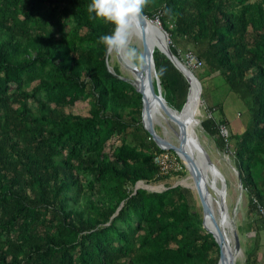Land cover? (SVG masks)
<instances>
[{"label":"trees","instance_id":"1","mask_svg":"<svg viewBox=\"0 0 264 264\" xmlns=\"http://www.w3.org/2000/svg\"><path fill=\"white\" fill-rule=\"evenodd\" d=\"M90 3L0 0V264H217L191 190L134 191L169 178L153 161L164 150L141 125V95L108 71L98 37L113 25L93 18ZM143 15L159 21L183 64L188 53L197 59L192 73L204 66L242 103V133L223 116L202 126L221 148L234 141L248 213L264 230V0H147ZM152 52L178 112L189 79L154 54H164L158 45ZM77 102L87 115L65 111ZM259 257L255 247L244 264Z\"/></svg>","mask_w":264,"mask_h":264},{"label":"rangeland","instance_id":"2","mask_svg":"<svg viewBox=\"0 0 264 264\" xmlns=\"http://www.w3.org/2000/svg\"><path fill=\"white\" fill-rule=\"evenodd\" d=\"M152 21L154 22L155 19ZM168 27H173L170 22H168ZM129 43L135 46L138 50V53L140 54V59L135 64L137 67L142 60L140 39L138 36L130 35ZM154 44L157 45L156 43ZM187 50H190V48ZM154 54H157L159 59L165 57L160 52H155ZM106 55L108 57L107 64L111 72H113L112 67H116L121 77L130 80L133 79L132 73L127 67L129 64L124 62L120 54L116 53L114 50H109V53ZM193 73H195L200 80V83L203 87V94L200 96V104L198 106L196 103L194 104L190 112L191 118H189V122L192 127H195V131L199 136L201 144L206 149L212 163L217 168L218 173L207 168L206 182V187L208 188L211 199V207L215 225L219 234L226 238V246L230 251V255L234 259V264H244L246 255L252 252L253 248L255 247L259 248L260 264H264V230L255 232V219L248 213V195L244 190L242 192L240 191L239 176L235 170L236 166L234 163V157L230 152L234 145V141L226 142L229 150H226L225 147L221 148L216 142L217 137L208 134L202 126L203 120L206 121L207 119L214 118L215 121H218L222 118V116L226 119L228 117L225 116V112L232 114L234 111L238 110L235 116L237 121L234 125L238 126L241 130L242 127L239 121H245L247 119V115L245 114V116L241 117L240 119V114L244 112L243 105L237 98H235V96L227 93L225 89L226 86L220 76L206 75V69L204 66H202L200 69L194 70ZM160 87L162 94L166 95L170 99L172 105L175 106L176 102H174L170 88L164 84H161ZM224 93H226V95ZM230 96L231 98H227ZM219 101L222 103V113H220L218 110H216L215 113H210L209 107L211 104ZM154 107L153 126L155 132L175 143L176 134L178 133V124L176 122L177 118L167 116L158 104H155ZM88 110L89 104L87 102H77L72 106H67L65 109L67 112H72L79 115H87L89 112ZM227 128L230 127L227 126ZM233 129L230 128L229 132L233 133L235 131V129L234 131ZM116 143L117 140H110L106 145V150L109 152L113 151ZM164 151L171 162V167H169L168 172L164 173L169 175V178L157 183L146 184L148 185L147 188L149 189V187H151V190L160 191L176 184H180L182 187L186 186L187 188L188 185L192 184L193 182L187 169L173 151ZM219 172L224 178L226 195L225 191L221 187V176ZM140 186L141 188L146 187L145 183L141 184ZM188 189L193 192L197 206L196 211L199 213L200 217H202V211L199 209L197 196L192 190V187H188ZM234 234H237L240 243L239 252L234 248Z\"/></svg>","mask_w":264,"mask_h":264},{"label":"water","instance_id":"3","mask_svg":"<svg viewBox=\"0 0 264 264\" xmlns=\"http://www.w3.org/2000/svg\"><path fill=\"white\" fill-rule=\"evenodd\" d=\"M131 30H133V32L137 33V35L139 36L141 42L142 60L139 66L137 67L127 65L128 69L132 73L133 76L132 80L123 77H119V78L131 84V86H133L135 91L141 95V122L143 128L151 136L153 142L156 144V146L159 149L173 151L182 161L183 165L190 174L193 181L192 190L195 192L197 196L202 211V228L212 235L215 243L218 245L219 248V259L217 264H234V259L231 256H226L222 252V246H221L222 239L220 234L218 235L215 234L214 232L208 231L205 225L206 219H211L214 226H215V221L208 208L207 195L205 190V180L200 168L202 170H206L208 168L214 172H217V168L212 163L208 155V152L201 144L199 136L195 131V127L189 126V128L187 129L185 123L188 122H184V124L182 125L178 124V133L176 134L175 143L169 140L168 138L161 136L155 132L153 122L151 119L152 108L154 104H158L160 107H164V108L168 107V104L161 92L160 81L155 71L153 54L152 51L149 49V45L152 44L154 45V43L160 41L161 39L163 40L165 45V52L163 55L165 56V58L169 60V62L183 76L184 79L186 78L184 72H186L195 81L196 87L198 89V93L195 98V102L197 106L200 104V96L202 93L201 83L198 80V78H196L194 74L190 71V69H188L171 52L167 33L156 23H154L151 19L147 18L142 14L138 18V20L133 24ZM107 53H108V49H107ZM108 71L111 72L109 67H108ZM190 91L191 90L189 87L187 89L185 101L181 107L182 110H185L188 105L190 98ZM236 172L238 174L237 170ZM219 174L221 176V187L225 191V195H226L224 178L220 172ZM141 184H143L142 181L137 182L134 186V191L141 188L140 186ZM239 184H240V191L242 192L243 188L240 177H239ZM145 186L146 187L143 188L149 192L150 191L161 192L167 189L164 188L163 190L160 191H154V190H149L147 188L148 185L145 184ZM175 186H180V184H176L172 187ZM184 187L186 188V186ZM234 248L236 249V251L238 252L240 251V243L237 234H234Z\"/></svg>","mask_w":264,"mask_h":264},{"label":"clouds","instance_id":"4","mask_svg":"<svg viewBox=\"0 0 264 264\" xmlns=\"http://www.w3.org/2000/svg\"><path fill=\"white\" fill-rule=\"evenodd\" d=\"M147 0H91L89 12L110 22L113 30L102 34L99 41L108 50L120 54L125 63L135 66L140 54L135 46L129 43V33L133 24L143 14Z\"/></svg>","mask_w":264,"mask_h":264},{"label":"bare ground","instance_id":"5","mask_svg":"<svg viewBox=\"0 0 264 264\" xmlns=\"http://www.w3.org/2000/svg\"><path fill=\"white\" fill-rule=\"evenodd\" d=\"M138 36L137 33L133 32V30H130V33H129V36ZM139 38V36H138ZM156 44L159 46V48L161 49V51L164 53L165 52V45H164V42L163 40L161 39L160 41L156 42ZM149 49L152 51V45H149ZM108 53H109V50H108ZM153 54V52H152ZM186 73V72H185ZM188 79H189V87H190V98H189V102H188V105L186 107L185 110H180V111H173L171 108L169 107H161L162 110L164 111V113L169 116V117H172V118H177L176 119V122L178 124V122L182 125L184 124V122H188V123H185V126L186 128L188 129L189 126L191 127L192 125L190 124L189 122V113L190 111L192 110L194 104L196 102H192V100L194 98H196V95L198 93V89L196 87V84H195V81L186 73ZM155 106V104H154ZM153 106L152 108V112H151V119H152V122H153V118H154V110H155V107ZM187 120V121H186ZM201 172H202V175L204 176V180H205V190H206V195H207V204H208V208L213 216V213H212V207H211V199H210V195H209V191H208V188L206 187V182H207V169L206 170H202L200 168ZM188 187H193V182L192 184L188 185ZM222 205V204H221ZM227 217V216H226ZM205 225H206V228L208 231L210 232H214L215 234H218L219 235V232H218V229L216 227V225L214 226L213 225V222L211 219H206L205 221ZM221 246H222V252L226 255V256H231L228 249H227V246H226V243L223 242L222 240V243H221ZM232 257V256H231Z\"/></svg>","mask_w":264,"mask_h":264},{"label":"built area","instance_id":"6","mask_svg":"<svg viewBox=\"0 0 264 264\" xmlns=\"http://www.w3.org/2000/svg\"><path fill=\"white\" fill-rule=\"evenodd\" d=\"M154 22L158 26H160V23L157 19H155ZM186 64H187L186 66H188L190 68H194V67L196 68L198 62H197V59L191 53H188L186 55ZM224 130H225L224 126H221L220 133L222 135H224V132L226 134V130L225 131ZM164 152L156 154L154 156V159H153L154 163L159 167V170L161 171L162 174L167 173L169 170V167H171V162H170L167 154Z\"/></svg>","mask_w":264,"mask_h":264},{"label":"crops","instance_id":"7","mask_svg":"<svg viewBox=\"0 0 264 264\" xmlns=\"http://www.w3.org/2000/svg\"><path fill=\"white\" fill-rule=\"evenodd\" d=\"M227 98H231V96H230V97H227ZM222 111H223V107H222ZM237 111H238V110L234 111L232 114H229L228 112H225V116L228 117V118H230V119L226 118V122L229 123L230 128H232V129L234 128V129H235V131H234V129H233L234 133H236V134H237V133L240 134V133H242V131H243V125L241 124V127H242L241 130L239 129L238 126L234 125L235 122L237 121L236 118H235V116H236V112H237ZM240 112H241V111H240ZM240 112H238V113H240ZM239 122L241 123V121H239ZM233 125H234V126H233Z\"/></svg>","mask_w":264,"mask_h":264}]
</instances>
